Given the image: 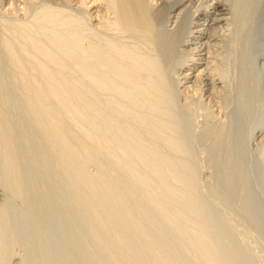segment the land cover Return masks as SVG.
<instances>
[{
	"label": "bare ground",
	"instance_id": "6f19581e",
	"mask_svg": "<svg viewBox=\"0 0 264 264\" xmlns=\"http://www.w3.org/2000/svg\"><path fill=\"white\" fill-rule=\"evenodd\" d=\"M174 91L226 155L264 108V0H0V264H233Z\"/></svg>",
	"mask_w": 264,
	"mask_h": 264
},
{
	"label": "rangeland",
	"instance_id": "374dc122",
	"mask_svg": "<svg viewBox=\"0 0 264 264\" xmlns=\"http://www.w3.org/2000/svg\"><path fill=\"white\" fill-rule=\"evenodd\" d=\"M166 20V19H164ZM162 23V22H161ZM160 23V24H161ZM169 22H163L161 25L164 26V28L166 29H169V26L167 25ZM165 24V25H164ZM170 24V23H169ZM163 28V27H161ZM176 93V94H175ZM173 95L175 96L174 98V110L173 112H176V115L175 117H177L180 122H178L179 120L176 121V123H178V128H179V131L177 132V135L179 133L180 138H183L181 140H184L182 142H184V144H187L184 148L186 149L185 151L188 152V154H186L187 156L185 157V159L189 158L187 161H191L193 162L194 164H191V165H194L192 166L195 170L193 171L195 173V178L198 182V186L200 187V191L199 194H200V197L203 199L201 201H203V203L205 204L206 208H204L205 206H203V203H202V206L204 208L203 211H205L204 213H206V210L208 211V216H211V218H214V219H211L215 220V224H214V228H219L220 232L222 230V232L220 233L219 230H218V240L220 241L221 240V243H223V245L225 246L226 245V249L224 251H226L227 253L226 254H230V257H231V260L233 258V255L235 256V260L234 261H231L234 262L235 264H254L253 262L255 261V264H264V261H262L264 259V175L262 176L261 175V171L262 169H259L261 168L259 165L261 162L259 161L258 157H255L257 156L254 155L255 152L253 150V146H254V142H253V137L255 136V134L257 132L261 133L264 132V108H261L257 106L254 107V110H252V112L250 113V116H249V125L246 126V122L244 123L243 121V118L242 121L240 120V117L241 115L237 116V120H240V121H237L234 120L236 122V126L234 124V126L236 127H233L234 128V135H237V138L236 136H234L233 138H236V141L234 139L233 141V145L235 143L234 146H230L228 149L229 151L227 152V154L229 155V152H232V156L235 157V158H232L234 160V162L231 160V162H233V166L236 167L235 169V174L234 172H231L232 175L230 173H227L230 172L229 171V168H227L228 170L225 171L226 169L224 168L225 166V163H223L222 161L224 160L223 158H225V156H227V154L225 155V152L223 153L225 156H223L222 154V149H220L218 147L219 150L215 151L216 154H214V152L212 150H210L212 152L209 151V148L208 149H205V152H204V148L202 149L203 146H199V143L197 144L196 141H194V137H195V134H196V131L194 130V121L193 119H191V117L187 114L186 110H185V106H182L181 104H183L184 102V99L183 97L179 94L178 91H174ZM180 95V96H179ZM183 100H182V99ZM179 101H182V102H179ZM235 104V103H234ZM232 105V106H235V105ZM184 105V104H183ZM255 111V112H254ZM252 114V115H251ZM178 115V116H177ZM184 115V116H183ZM243 117V116H242ZM176 118V119H177ZM245 118V117H244ZM186 119V120H185ZM201 119V117H199V119H197L198 121ZM23 123L22 124H26L28 123L26 118L24 119L23 118ZM186 123H184L185 121ZM195 120V119H194ZM174 122H175V119H174ZM234 122V123H235ZM182 126H180V124ZM240 123V124H238ZM241 123H244V124H241ZM24 124V125H25ZM186 124V125H185ZM28 124H26L25 127H28L27 126ZM177 125V124H176ZM192 125V126H191ZM191 128H190V127ZM245 126V129H243ZM249 126V127H248ZM252 126V127H251ZM188 127V128H187ZM248 127V128H246ZM181 129V130H180ZM191 132H190V130ZM248 129V130H247ZM188 130V131H187ZM193 130V131H192ZM241 130H244L241 132ZM254 134H252V132ZM255 131V132H254ZM186 132V133H185ZM190 132V133H189ZM194 132V133H193ZM243 132H246V133H243ZM249 132L250 133V137L248 139V136H249ZM237 133V134H236ZM241 133V134H240ZM248 134V135H247ZM252 134V135H251ZM254 135V136H253ZM191 136V137H190ZM244 136V137H243ZM253 136V137H252ZM186 138V139H185ZM191 139V140H190ZM252 139V140H251ZM180 140V141H181ZM190 140V141H189ZM186 141V142H185ZM191 143V144H189ZM236 143L237 144V147L236 150L234 147H236ZM194 144V145H193ZM197 144V145H196ZM243 144V145H242ZM191 147H190V146ZM245 145V146H244ZM188 146V148H187ZM198 146V147H197ZM249 146V147H248ZM196 147V148H195ZM233 147V148H232ZM240 147V148H239ZM231 148V149H230ZM189 151H188V150ZM199 149V150H198ZM201 149V150H200ZM233 149V150H232ZM239 149V150H238ZM197 150V151H195ZM216 150V149H215ZM227 150V149H226ZM225 150V151H226ZM231 150V151H230ZM221 153H219V152ZM224 151V150H223ZM238 151H240L238 153ZM253 151V152H252ZM192 152V153H191ZM203 154H202V153ZM209 152V153H207ZM218 152V154H217ZM234 152H237V153H234ZM245 152V153H244ZM190 153V154H189ZM234 153V154H233ZM241 153V154H240ZM193 154V155H192ZM231 154V153H230ZM220 155V156H218ZM243 156V157H242ZM192 157V158H191ZM197 157V159H196ZM211 157V158H210ZM216 157V158H215ZM223 157V158H221ZM209 158V159H208ZM214 158V159H213ZM218 158V159H217ZM194 161H193V160ZM222 161H221V160ZM227 159V158H226ZM225 159V160H226ZM236 159V160H235ZM224 160V161H225ZM206 161V163H205ZM236 161V162H235ZM242 161V162H241ZM190 162V163H191ZM200 162V163H199ZM214 162V163H213ZM227 162V161H226ZM248 162V163H247ZM199 163V164H198ZM205 163V166H203ZM209 163V164H208ZM217 163V165H216ZM237 163V164H236ZM207 164V165H206ZM215 164V165H214ZM222 164V165H219ZM212 165V166H211ZM224 165V166H223ZM228 164H226V167H227ZM233 166H231V168L234 170ZM237 167H238V170H237ZM248 167V168H247ZM216 168V169H215ZM223 168L225 170H223ZM250 168V169H249ZM90 169V167H89ZM92 169V167H91ZM197 169V170H196ZM221 169V170H220ZM247 169V170H246ZM202 170V171H201ZM237 170V172H236ZM261 170V171H260ZM213 171V172H212ZM211 172V173H210ZM219 172V173H218ZM223 172V173H222ZM226 172V173H224ZM197 173V174H196ZM222 173V174H221ZM227 174V176H226ZM228 174H230L228 176ZM263 174V172H262ZM206 175V176H205ZM218 175V176H217ZM237 175V176H236ZM241 175V176H240ZM243 175V176H242ZM198 176V177H197ZM208 176V177H207ZM225 176L227 177V181H226V178ZM233 176V177H232ZM236 176V177H234ZM240 176V177H239ZM199 178V179H198ZM202 178V179H201ZM205 178V179H204ZM211 178V179H210ZM220 178V179H219ZM223 178V179H222ZM248 178V179H247ZM232 180V182H231ZM240 180V181H239ZM252 180V181H251ZM251 181V182H250ZM219 182V183H218ZM226 182V183H225ZM200 183V184H199ZM204 183V184H202ZM228 183V184H227ZM232 183H235V184H232ZM202 184V185H201ZM225 184V185H223ZM234 188V186H236ZM219 186V187H218ZM223 186V187H221ZM227 186V187H226ZM213 189V193L211 191V189ZM262 187V188H261ZM210 189V191H209ZM225 189V190H224ZM262 189V190H261ZM218 190V191H217ZM3 192V193H2ZM206 192V193H205ZM0 194H2L3 196H1V198L3 197V199L5 198V194L3 190L0 189ZM221 194V195H220ZM235 194V195H234ZM242 194V195H240ZM213 195L215 197H213ZM231 195V196H230ZM240 196V197H239ZM252 196V197H251ZM206 197V198H205ZM213 197V198H212ZM257 197V198H256ZM0 198V200H1ZM200 198V199H201ZM226 198V199H225ZM256 198V199H255ZM229 200V201H228ZM257 200V201H256ZM2 201V200H1ZM227 202V203H226ZM228 202L229 203V206L228 207ZM225 203V205H224ZM207 204V205H206ZM252 205V206H251ZM226 206V207H225ZM225 207V208H224ZM214 208V209H213ZM219 208V209H218ZM222 209V210H221ZM230 209H233L232 211H230ZM213 210V211H212ZM214 212V213H213ZM222 212V213H221ZM218 213V214H217ZM222 214V215H221ZM240 215V217H238ZM213 216V217H212ZM218 216V218H216ZM227 216V217H226ZM237 217V218H236ZM228 218H231V222L232 224H229V222H227ZM247 218V219H246ZM236 220V221H235ZM229 221V220H228ZM248 221V222H247ZM212 222V223H213ZM235 222H236V225H235ZM217 223V224H216ZM223 223V224H222ZM212 225V224H211ZM216 225V226H215ZM225 225V227H222V226ZM213 226V225H212ZM218 226V227H217ZM231 226V227H230ZM246 226V227H245ZM237 227V228H236ZM240 227V228H239ZM222 228V229H221ZM238 229V230H236ZM225 231V232H224ZM229 231V232H228ZM239 232V233H238ZM244 232V233H243ZM224 235H223V234ZM226 233V234H225ZM247 233V234H246ZM222 236H221V235ZM221 238H220V236ZM226 235V237H225ZM241 235V236H240ZM245 235V237L247 238V242H246V239L245 241L242 239V237ZM252 237H251V236ZM239 237V238H237ZM241 237V238H240ZM223 238H226L228 239V243L226 242L227 240H223ZM234 238V239H233ZM249 238V239H248ZM251 239V240H250ZM232 240V242H231ZM239 241V242H238ZM246 244H242L243 242ZM241 242V243H240ZM241 246H239L240 244ZM256 243V244H255ZM248 244V246H247ZM221 244V246H223ZM235 246V247H233ZM246 246V247H245ZM253 246V247H252ZM16 247L18 248H15V252H17L19 250L20 247H22L21 245L17 246ZM229 247V248H228ZM249 247V248H248ZM256 247V248H255ZM223 248V247H222ZM234 248V249H233ZM243 248V249H242ZM255 248V249H254ZM224 249V248H223ZM229 249V250H228ZM232 249V250H231ZM236 249V250H235ZM240 249V250H239ZM258 249V250H257ZM20 251V252H19ZM18 252L21 254L22 252H24L23 248H22V251L19 250ZM259 251V252H258ZM253 252V253H252ZM255 252V253H254ZM259 253V255L257 253ZM240 254V255H237V254ZM250 253V254H249ZM17 254V253H16ZM15 256H19V254H17ZM179 254V253H178ZM261 255V256H260ZM13 257L14 260H16L17 258L16 257ZM242 257V258H241ZM263 257V258H261ZM239 258V259H238ZM241 259V260H240ZM243 259V260H242ZM261 259V260H260ZM238 260V261H237ZM254 260V261H253ZM260 260V261H259ZM233 263V264H234Z\"/></svg>",
	"mask_w": 264,
	"mask_h": 264
}]
</instances>
